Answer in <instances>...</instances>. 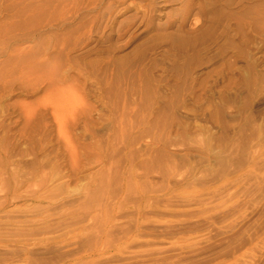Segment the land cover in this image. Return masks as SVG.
Returning a JSON list of instances; mask_svg holds the SVG:
<instances>
[{
    "label": "rangeland",
    "instance_id": "374dc122",
    "mask_svg": "<svg viewBox=\"0 0 264 264\" xmlns=\"http://www.w3.org/2000/svg\"><path fill=\"white\" fill-rule=\"evenodd\" d=\"M259 142L264 0H0V143L39 169L9 188L0 149V264H264V155L240 175ZM113 201L114 246L83 258Z\"/></svg>",
    "mask_w": 264,
    "mask_h": 264
},
{
    "label": "bare ground",
    "instance_id": "6f19581e",
    "mask_svg": "<svg viewBox=\"0 0 264 264\" xmlns=\"http://www.w3.org/2000/svg\"><path fill=\"white\" fill-rule=\"evenodd\" d=\"M25 50L24 47H20L18 48V52L22 53ZM43 58L44 60H48V58L46 57V54L42 52V54L38 57V58ZM37 59V58H36ZM43 65V61L42 60H34V62L29 63V69L30 71L32 70H36L38 69V67H41ZM47 66V65H46ZM127 147L129 146V142L126 143ZM0 149L3 150L5 152V157L4 159V163L7 169L11 170L13 173V176H15V180L10 179L8 182H5L4 184L9 185V188L11 189H18L20 187L23 186V184H31V182L36 181L37 179L36 174L39 171L38 168H35L32 170V172L30 173L28 179H25V181L23 179H21L22 177L19 178V173L18 170L12 167V155H13V150L8 147L3 145L2 143H0ZM262 155H264V142H259L256 145H253L251 147V149L248 152V158H247V168L242 169L241 170V177H245L248 174L249 175H257V169L259 166V160L262 159ZM77 158H74V161L76 162ZM102 166L106 165V159L103 157L102 158ZM166 165L168 166V170L167 172L169 173V171L173 172V170L175 169V164L174 163H166ZM103 172V171H102ZM101 171H91V173L88 175V183L90 185L95 184L97 182L98 176L100 174H102ZM18 173V174H17ZM258 177H261L260 175H258L256 177V182H259L260 180L258 179ZM133 179V180H132ZM5 180H3L4 182ZM39 186L43 187L45 186V180H39ZM24 182V183H23ZM142 182V183H141ZM151 180L150 178L147 176V174L145 173L144 176L140 177L139 179H137L135 177L134 171L132 169V172L129 171L128 173H121V184L119 187V191L118 193L125 195L126 192H138L139 193V200H138V205H137V219H140L142 216H144L145 213V209L149 207V203H150V199L151 197L148 194V189L147 187H145V184L147 186H149L148 183H150ZM141 184L144 185L141 187ZM29 187V186H28ZM138 189V191L136 190ZM152 189V188H151ZM150 189V190H151ZM152 191V190H151ZM16 201V199L7 197L6 200L3 203V207L11 205L12 203H14ZM31 201L32 203H44L47 202L48 204L52 203L53 199L50 196L49 193L45 192V191H37L35 193H33L32 197H31ZM122 206L121 202H115L113 201L112 203L109 202L107 204H105L104 206H101L100 209H102V212H99L98 209H94L95 213L93 214V217L95 218V220H99L101 219V223L98 225L99 227L97 228V234L98 239L95 241V243L93 244V246L91 247V249L86 252L82 257L83 258H94L96 259L97 256L101 255L103 252L106 251L107 248L114 246V241H112L111 238V234L109 232L110 230V225L111 222H113L114 220V215L116 213L115 209L120 208ZM103 220H105L103 222ZM137 228H139V226H136ZM107 231L109 233V236L106 237L107 235ZM122 236V237H121ZM129 237V233H123L122 235H120V240L118 241L117 244L120 243H124L127 241V238ZM94 262L91 261L92 264H95V260H93ZM89 262V261H87Z\"/></svg>",
    "mask_w": 264,
    "mask_h": 264
}]
</instances>
